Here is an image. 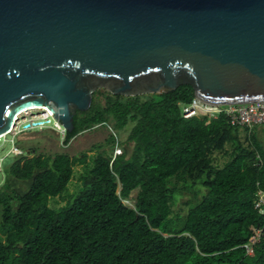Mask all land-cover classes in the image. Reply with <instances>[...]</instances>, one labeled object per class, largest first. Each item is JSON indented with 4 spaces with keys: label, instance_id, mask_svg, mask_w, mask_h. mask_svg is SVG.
<instances>
[{
    "label": "trees",
    "instance_id": "trees-1",
    "mask_svg": "<svg viewBox=\"0 0 264 264\" xmlns=\"http://www.w3.org/2000/svg\"><path fill=\"white\" fill-rule=\"evenodd\" d=\"M194 98L191 85L139 96L99 89L64 142L108 126L110 149L98 145L89 160L23 147L0 186V264H264V213L256 207L264 125H233L226 114L185 118L182 105ZM216 153L228 160L218 165ZM76 162L85 165L80 191L52 208ZM191 180L205 192L182 218L173 205Z\"/></svg>",
    "mask_w": 264,
    "mask_h": 264
},
{
    "label": "water",
    "instance_id": "water-1",
    "mask_svg": "<svg viewBox=\"0 0 264 264\" xmlns=\"http://www.w3.org/2000/svg\"><path fill=\"white\" fill-rule=\"evenodd\" d=\"M182 85L207 104L264 102V0H0V139L34 107L65 136L99 89Z\"/></svg>",
    "mask_w": 264,
    "mask_h": 264
},
{
    "label": "rangeland",
    "instance_id": "rangeland-1",
    "mask_svg": "<svg viewBox=\"0 0 264 264\" xmlns=\"http://www.w3.org/2000/svg\"><path fill=\"white\" fill-rule=\"evenodd\" d=\"M130 129L131 125L126 128L123 135L124 138L127 137V133ZM46 130H33L26 132L14 131L0 139V186L5 182L4 169L8 160H11L12 162V159L15 156L23 154V147L31 151L29 154H33L35 151L43 154H54L62 151L70 154L72 157L80 158L84 153H88L89 160L98 152L96 148L98 145L102 144L104 145V148L110 149V146L107 143V138L111 133V129L108 126H99L93 130L81 133L67 145L64 142L63 128ZM118 150L120 152L122 151L121 148H118ZM226 160H228V158L223 153L215 154V162L218 165H223ZM84 166L83 163L76 162L75 174L69 184L68 190L62 195L51 197L49 199V205L52 208H60L67 205L72 196L78 194L82 186L80 176L85 169ZM174 182L179 188H182L185 185L183 181H177L176 179ZM190 183L192 184L190 189L180 192L173 205L174 214H179L182 218L187 214L189 206L192 203L194 204L198 198H201L205 192L202 185L194 184L192 183V180ZM137 192V190L134 191L131 198L126 200V203L129 206H134Z\"/></svg>",
    "mask_w": 264,
    "mask_h": 264
},
{
    "label": "built area",
    "instance_id": "built-area-1",
    "mask_svg": "<svg viewBox=\"0 0 264 264\" xmlns=\"http://www.w3.org/2000/svg\"><path fill=\"white\" fill-rule=\"evenodd\" d=\"M182 113L185 118L207 115L210 119L217 118L220 114H226L233 125L247 126L251 129L256 126L264 125V102L241 105H212L204 103L195 97L191 103L182 105ZM62 128L63 126L61 123L54 118V113L46 106H42L26 110L18 116L14 131L26 132ZM119 153L121 152L117 148L115 156ZM258 158L259 160L256 162V165H261L262 161L259 155ZM256 207L264 213V192L259 193ZM255 241L256 238H252L251 242ZM250 251L252 250L250 249Z\"/></svg>",
    "mask_w": 264,
    "mask_h": 264
}]
</instances>
